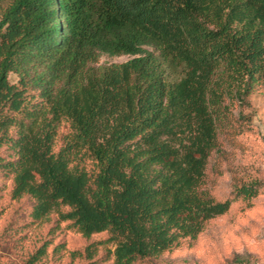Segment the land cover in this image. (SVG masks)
Wrapping results in <instances>:
<instances>
[{
	"label": "trees",
	"instance_id": "1",
	"mask_svg": "<svg viewBox=\"0 0 264 264\" xmlns=\"http://www.w3.org/2000/svg\"><path fill=\"white\" fill-rule=\"evenodd\" d=\"M261 89L264 0H0V173L34 221L90 241L73 261L160 258L261 196L240 166L228 197L207 188Z\"/></svg>",
	"mask_w": 264,
	"mask_h": 264
},
{
	"label": "rangeland",
	"instance_id": "2",
	"mask_svg": "<svg viewBox=\"0 0 264 264\" xmlns=\"http://www.w3.org/2000/svg\"><path fill=\"white\" fill-rule=\"evenodd\" d=\"M128 56H102L100 64H118ZM12 83L18 81L14 74ZM244 107L231 108L232 117L247 118L244 127L249 131L237 141L226 144L223 158L211 161L207 171V188L215 197H228L233 183V172L240 166L243 179L264 181V90L247 99ZM67 129L62 128L65 132ZM60 140L58 146H60ZM11 181L0 173V264H24L30 253L44 242H50L46 264H82L73 261L71 253L83 249L90 241L57 223L55 216L48 222H37L31 217L33 201L28 198L13 200ZM107 235L95 236L91 241L106 240ZM107 248L114 249L112 244ZM99 259H103V247ZM138 264H264V193L254 201L238 202L225 216L209 222L198 240H184L181 246L160 258Z\"/></svg>",
	"mask_w": 264,
	"mask_h": 264
}]
</instances>
